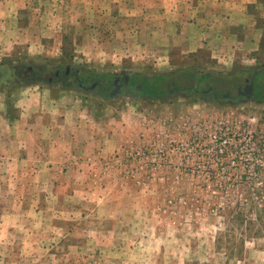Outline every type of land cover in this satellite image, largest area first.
Instances as JSON below:
<instances>
[{
	"label": "rangeland",
	"instance_id": "1",
	"mask_svg": "<svg viewBox=\"0 0 264 264\" xmlns=\"http://www.w3.org/2000/svg\"><path fill=\"white\" fill-rule=\"evenodd\" d=\"M164 8V0H0V104L53 99L23 105L40 134L31 143L17 151L0 136V264H264V85L254 82L255 100L233 86L261 65L196 62L237 73L222 89L209 84L229 86L233 101L178 83L179 93L173 83L161 95L110 96L20 81L31 65L171 76L193 67L177 53L166 63L95 57L153 49L140 40L161 29Z\"/></svg>",
	"mask_w": 264,
	"mask_h": 264
},
{
	"label": "crops",
	"instance_id": "2",
	"mask_svg": "<svg viewBox=\"0 0 264 264\" xmlns=\"http://www.w3.org/2000/svg\"><path fill=\"white\" fill-rule=\"evenodd\" d=\"M164 7V9H160L159 18L161 20L157 22L161 29L153 31V36L140 40V42L146 43V47L153 46V49L144 50L145 46L139 43L143 48L134 54L112 50L105 54H96L95 57L118 62L119 59L123 60L124 57L130 55L137 62L139 59L151 55L156 60L165 59L166 63L173 60L177 53V56L181 58H190L189 61L193 65H198L196 63L198 62L202 65L203 63H215L218 66H233L239 62L260 64L264 61V52L261 51L262 45L264 46V27L262 25L264 5L257 0H213L204 1L198 6H192L189 3L183 5L181 0H164ZM169 20L172 21L171 26H169ZM157 33L158 35H156ZM153 42H156L155 45ZM159 47L160 49H157ZM176 50L180 52H171ZM259 59H262L260 63ZM164 62L162 63L164 64ZM22 101L29 107H49L50 102L53 105L50 94H34L31 99L26 100L27 102ZM24 104H20L19 100L13 102L10 99L0 104V129L3 130L2 132L0 130V136L4 135L7 139H11L14 148L17 147V151L19 145L22 147L23 144L31 143L28 137L31 140L32 136L37 138L40 135L31 133L33 122L31 123V118L23 117L26 115L24 114L25 108H22ZM21 109L24 110L23 113ZM12 111H15L16 114H13ZM34 121L37 122V118ZM17 122L28 124V129L25 130V126L24 129L21 128L23 133L17 131V128L15 130ZM44 129L47 133L42 135L49 137L50 129ZM21 136L25 137L26 141L21 139Z\"/></svg>",
	"mask_w": 264,
	"mask_h": 264
},
{
	"label": "flooded vegetation",
	"instance_id": "3",
	"mask_svg": "<svg viewBox=\"0 0 264 264\" xmlns=\"http://www.w3.org/2000/svg\"><path fill=\"white\" fill-rule=\"evenodd\" d=\"M256 73L254 72L253 75H251L250 78H245V83L243 86L240 84L233 85L237 92L240 90H244L245 85L248 84L251 80L255 78ZM21 76L20 81L21 82H36L39 80L48 81L49 78H52L51 85L52 84H60L61 86L64 85H74L81 88L90 87L95 92L99 91L100 88H106L108 90V93L115 92L114 94L119 95H133L135 92L140 94H143L145 90L143 89V86L140 82H138L140 75H134L131 73H125L120 72L119 74H97L89 72L88 70H83L81 68H73L68 65H58L54 68V70H47V68L37 65H31L27 66L26 69L22 71V73L19 75ZM127 77V80H126ZM138 85H141V89L138 90ZM196 87H198L199 92L205 91L208 96H213L215 93L219 94L220 99H224L226 101H233V97L231 96V89L229 86L227 88H224L223 90H217V88L212 85H208L206 89L203 90V85L201 83L196 84ZM173 89L176 93L182 92V89L179 85L174 84ZM97 90V91H96ZM196 89L194 90V93H199ZM226 93H229V97H221L224 96ZM256 94V88L254 85V100ZM215 97V96H214ZM217 97V96H216ZM245 98L243 95L239 96V99Z\"/></svg>",
	"mask_w": 264,
	"mask_h": 264
},
{
	"label": "trees",
	"instance_id": "4",
	"mask_svg": "<svg viewBox=\"0 0 264 264\" xmlns=\"http://www.w3.org/2000/svg\"><path fill=\"white\" fill-rule=\"evenodd\" d=\"M257 2L264 5V0H257ZM264 27V22L262 23ZM66 40V38H65ZM63 53L66 56H70L71 52H68V47L66 44L62 47ZM264 52V46L262 45V50ZM262 59H259V63ZM259 67L264 68V61L260 63ZM237 75V73H231V72H222L217 71L214 68L205 67L201 68L198 65H194L193 67H186L181 68L178 71L174 73V76H171L167 73H156V74H144L140 75L139 81L145 92L148 94H156L161 95V92H163L162 86L168 85L171 86L173 83L178 84H187L189 87L194 88L197 83L202 81H207L208 85L213 83H217V85L222 89V85H226V83H231L232 79ZM253 75V72H252ZM254 82H257L259 84L264 85V71H258L255 75Z\"/></svg>",
	"mask_w": 264,
	"mask_h": 264
},
{
	"label": "water",
	"instance_id": "5",
	"mask_svg": "<svg viewBox=\"0 0 264 264\" xmlns=\"http://www.w3.org/2000/svg\"><path fill=\"white\" fill-rule=\"evenodd\" d=\"M52 78H49L47 82L48 84L51 83ZM127 80V77H126ZM141 89V85H138V90ZM115 92H111L110 96H113ZM239 94L243 95L246 97V100H253L254 99V83L253 80H251L250 82H248V84L245 85L244 90H240ZM229 93L225 94V97H228Z\"/></svg>",
	"mask_w": 264,
	"mask_h": 264
}]
</instances>
